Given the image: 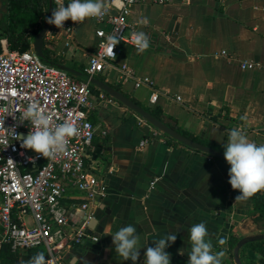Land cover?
Masks as SVG:
<instances>
[{"label":"crops","instance_id":"obj_1","mask_svg":"<svg viewBox=\"0 0 264 264\" xmlns=\"http://www.w3.org/2000/svg\"><path fill=\"white\" fill-rule=\"evenodd\" d=\"M7 12L8 0H0V26ZM143 17L149 19L147 26L139 23ZM128 21L131 29L148 35L149 49L137 54L134 47L120 45L115 68L96 78L148 107L149 87L135 88L119 80L118 68L125 64L153 81L159 98L152 108L160 107L181 131L223 147L229 132L240 128L250 141L264 144V0H175L166 5L141 0L130 7ZM97 43L96 25L85 19L69 34L50 25L44 48L54 63L84 72ZM250 62L261 69L241 67ZM93 88L88 117L97 132L85 164L107 191L88 222L99 244L72 245L62 264H133L116 255L106 230L111 225L114 234L128 224L136 226L144 246L136 264H143L146 247L170 232L177 234L165 249L171 264H187L188 229L201 221L206 222L213 251L226 253L222 264H234L228 252L231 237L264 231L253 220L252 198L235 203L239 191L228 183L230 165L183 147L147 123L137 126L141 118L107 95L101 99L104 93ZM77 198L79 194L69 190L61 204L74 207L71 219L80 224L84 215ZM221 239L227 243L220 245ZM179 249L185 254L179 255ZM245 251L256 264L264 263L255 252ZM38 252L46 258L44 247L13 253L19 264ZM2 259L1 254V263Z\"/></svg>","mask_w":264,"mask_h":264},{"label":"built area","instance_id":"obj_2","mask_svg":"<svg viewBox=\"0 0 264 264\" xmlns=\"http://www.w3.org/2000/svg\"><path fill=\"white\" fill-rule=\"evenodd\" d=\"M140 1L109 0V11L103 18H87L96 25L98 37L84 69L87 75L95 77L115 68L120 45L134 47L131 34L136 31L131 29L128 17L130 7ZM174 1L150 0L156 5ZM219 1L225 3L229 0ZM69 2L63 0L65 6ZM76 25L68 20L62 31L69 34ZM51 27L58 29L54 25ZM129 29L131 34L127 36ZM110 36L120 40L113 49L115 58L108 46ZM0 48V107L10 106L18 117L28 103L36 101L45 109L53 124L68 120L79 128V135L70 140L69 154L49 161L30 149L22 148L21 140L9 130L16 126V134L26 137L31 128L30 122L24 120L19 123L21 121L0 112V263L5 247L14 253L44 247L46 259L52 264H62L66 249L72 245L99 244V237L88 227V222L94 217L92 209L107 197L105 187L93 174V169L85 164L97 132L88 117L93 109L91 86L61 69L42 64L32 47L25 52L10 50L7 39L1 34ZM221 54L226 55L225 52ZM241 67L261 69V65L255 62L243 63ZM118 73L122 83L130 82L135 88L149 87L152 90L149 104L157 103L159 92L154 89L152 80L138 76L125 64L119 66ZM100 98L108 99L104 94ZM145 124L142 119L137 122V126ZM150 186L154 188L155 182ZM69 190L79 194L77 206L84 215L80 224L71 219L74 207L61 204ZM27 217H30V223Z\"/></svg>","mask_w":264,"mask_h":264},{"label":"clouds","instance_id":"obj_3","mask_svg":"<svg viewBox=\"0 0 264 264\" xmlns=\"http://www.w3.org/2000/svg\"><path fill=\"white\" fill-rule=\"evenodd\" d=\"M56 7L52 11L47 23L58 29H63L66 21L82 23L87 18H103L109 11V0H70L67 6L63 0H55ZM139 23L144 26L149 24V19L143 17ZM120 40L116 36L108 38V46L113 49ZM131 43L136 48L137 54H143L150 47V38L143 31L131 34ZM0 112L6 116H12L14 120L29 121L31 128L26 137H20L15 132V127L9 130L21 140V147L30 149L46 160L55 161L58 157L69 154L71 138L79 135V128L71 121L65 120L62 123L53 124L51 118L46 114L45 109L36 101L28 103L17 117L11 107H0ZM224 147V159L230 165L228 183L233 190H238L239 195L235 197V203L247 202L255 194L264 191V144L257 145L250 141L247 135L240 129L234 128L228 134L227 143ZM31 159V158H30ZM111 225L106 226L109 235L112 236V243L115 246L116 255L122 261L131 260L136 264L140 257L141 237L133 224L122 226L114 234L110 231ZM191 245L187 249V264H222L225 251L214 252L213 244L209 238V231L206 222L191 225L188 229ZM176 233H167L163 237L153 241L154 246L146 247L143 264H171L170 253L165 249L175 243ZM227 241L221 239L220 245ZM179 255L185 254V249L178 250ZM257 259H264L259 252ZM19 264H52L45 258L43 252H38L29 260H21Z\"/></svg>","mask_w":264,"mask_h":264},{"label":"trees","instance_id":"obj_4","mask_svg":"<svg viewBox=\"0 0 264 264\" xmlns=\"http://www.w3.org/2000/svg\"><path fill=\"white\" fill-rule=\"evenodd\" d=\"M49 0H8V12L4 15L1 26L0 34L7 39L9 49L14 51L18 50L25 52L30 48V41L40 31L41 24L46 17L48 11ZM46 58L51 62H56V59L51 53L44 48ZM120 90L118 87H114ZM94 88L91 87L92 93ZM136 104L141 106L140 103L132 99ZM143 107V106H141ZM153 117L174 129L183 136L192 140L198 141L201 144L212 147L214 149L224 151V147H217L205 140H199L186 132L181 131L175 121L164 115L160 107H143ZM254 202V209L252 213L253 220L257 227L264 231V191H260L252 197ZM238 237L232 236L228 243V252L232 256L235 245L239 242ZM246 249L255 253L259 252L261 257H264V241L255 242L246 245L241 251V260L244 264H256L250 256L246 255ZM2 263L1 264H17V256L9 247H5L2 251ZM264 264V263H263Z\"/></svg>","mask_w":264,"mask_h":264},{"label":"water","instance_id":"obj_5","mask_svg":"<svg viewBox=\"0 0 264 264\" xmlns=\"http://www.w3.org/2000/svg\"><path fill=\"white\" fill-rule=\"evenodd\" d=\"M54 9H55V0H49L48 11L46 17L43 20L42 27L40 31L33 37L31 42L33 52L42 64L61 69L66 73H68L70 76L76 77L88 83L90 86L97 88L98 90L102 91L105 95L109 96L113 100L117 101L118 103L126 107L128 110H130L132 113L137 115L147 124L151 125L158 132L165 135L172 141L179 143L183 147L195 152L205 154L211 158L226 162L223 155L224 151L214 149L212 147L206 146L204 144H201L197 141H194L190 138L183 136L182 134L178 133L174 129L170 128L169 126L165 125L164 123L153 117L143 107L136 104L132 99H130L124 93L115 89L111 85L99 80L96 77L87 75L85 72L78 71L71 67L49 61L44 53V40L51 25L47 23V18L51 16L52 11ZM0 54H1V48H0ZM148 107L152 108L153 105L149 104ZM261 241H264V233L260 235H256L252 237H244L240 239L233 249L232 255H233L234 264H244L243 261L241 260V251L246 245Z\"/></svg>","mask_w":264,"mask_h":264}]
</instances>
